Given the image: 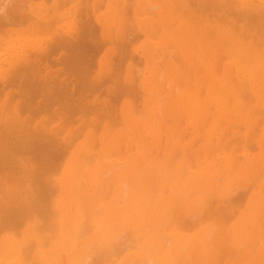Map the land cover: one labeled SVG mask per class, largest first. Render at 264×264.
Listing matches in <instances>:
<instances>
[{
    "label": "bare ground",
    "instance_id": "1",
    "mask_svg": "<svg viewBox=\"0 0 264 264\" xmlns=\"http://www.w3.org/2000/svg\"><path fill=\"white\" fill-rule=\"evenodd\" d=\"M259 219L264 0H0V264H264Z\"/></svg>",
    "mask_w": 264,
    "mask_h": 264
},
{
    "label": "rangeland",
    "instance_id": "2",
    "mask_svg": "<svg viewBox=\"0 0 264 264\" xmlns=\"http://www.w3.org/2000/svg\"><path fill=\"white\" fill-rule=\"evenodd\" d=\"M59 53H60V52H59ZM57 54H58V52H57ZM57 54H56L55 56H52L53 60L56 59V58H57V60H59V58H58L59 56H58ZM59 55L61 56V54H59ZM50 58H51V56L49 57V59H50ZM60 58L62 59L63 56H61ZM96 58H97V57H95L94 60H96ZM61 59H60V60H61ZM116 59H117V58H116ZM116 59H115V60H116ZM50 60H52V59H50ZM50 60H49V61H50ZM115 60H114V62H116ZM94 62H95V61H94ZM114 62H113V64H114ZM116 63H117V62H116ZM92 64L94 65L95 63H92ZM110 64H112V61H111ZM114 65H115V64H114ZM121 66L123 67V65H121ZM90 67H91V66H90ZM94 67H95V66H94ZM94 67H93V68H94ZM113 67H116V66H113ZM117 67H118V66H117ZM118 68H119V67H118ZM111 69H112V68H111ZM115 69H116V68H115ZM121 69L123 70V68H121ZM121 69H120V71H122ZM91 70H92V67H91ZM95 70H96V69H95ZM93 71H94V69H93ZM110 71H111V70H110ZM113 72H114V74L116 73L115 70H114V71L112 70L111 73L109 72V74H112ZM95 73H96V72H95ZM89 74H92V72H90ZM96 74H98V73H96ZM105 74H106V73H105ZM105 74H104V75H105ZM107 75H108V73H107ZM243 75H244V74H240L239 77L243 78ZM98 76H99V75H98ZM100 76H101V75H100ZM105 76H106V75H105ZM101 77H104V76H101ZM101 77H100V78H101ZM117 77H118V76H117ZM117 77H116V79L114 78V79H115L114 81H117V80H118ZM96 78H97V77H96ZM98 79H99V78H98ZM111 86H112V85H111ZM111 86H110V87H111ZM110 91H111V90H109V92H110ZM108 94H110V93H108ZM108 94H107V95H108ZM96 95H97V94H96ZM98 95H99V94H98ZM110 95H111V94H110ZM110 95H108V98L106 97V99H107L108 101H109V96H110ZM99 96L101 97V95H99ZM91 97H92V95L90 96V98H91ZM95 97H96V96H95ZM95 97H94V98H95ZM102 97H104V96H102ZM110 97H111V96H110ZM112 97H113V96H112ZM90 98H89V99H90ZM99 99H100V98H99ZM103 99H104V98H103ZM112 99H114V97H113ZM112 99L110 100L111 102H112ZM72 104H73V103H72ZM71 107H72V105H71ZM73 107H74V106H73ZM105 111H106V109H105ZM164 120H165V117H164V119H163V117L161 116L160 121H159V126L163 123ZM186 123H188V122L183 123V125H185ZM167 125H168V124H167ZM168 126H169V125H168ZM187 127H188V126H187ZM191 130H192V129L190 128V131L187 130V129L181 131V133H183V134H179V139H177V140H179V142H178L179 144H181V145H183V146H186L187 143H192V142H194V141H197V139H198V135H197L196 133L191 132ZM187 132H189V133L187 134ZM177 133H179V132L177 131ZM195 143H196V142H195ZM195 143H192V145H193V144H194V145L197 144V143H196V144H195ZM199 143H200V142H199ZM199 143H198V146L200 145ZM211 143H212V141L209 140V144H211ZM175 144H176V143H175ZM194 145H193V146H194ZM193 146H192L191 148H193ZM171 147H172V143L170 144V148H171ZM195 147H196V146H195ZM176 149H177V148H175V146L172 148V150H173L174 152H175ZM195 149H196V148H195ZM178 151H179V150H178ZM13 160H14V161L17 160V162H19V161H18V157L14 158ZM181 161H182V158H179L178 162H181ZM17 162H15V163H17ZM233 204H236V203H233ZM233 204H232V206H231L232 208H233ZM236 205H237V204H236ZM235 207H236V206H235ZM263 222H264L263 219H259V220H258V224H260V225H262ZM260 225H259V226H260ZM256 227H258V226H256ZM257 237H258V236H257ZM256 240H257V239H256Z\"/></svg>",
    "mask_w": 264,
    "mask_h": 264
},
{
    "label": "clouds",
    "instance_id": "3",
    "mask_svg": "<svg viewBox=\"0 0 264 264\" xmlns=\"http://www.w3.org/2000/svg\"><path fill=\"white\" fill-rule=\"evenodd\" d=\"M120 234H121V232L119 230H116L113 233H111L110 235H108L106 237H102V240L111 241V240L115 239L117 236H119Z\"/></svg>",
    "mask_w": 264,
    "mask_h": 264
}]
</instances>
